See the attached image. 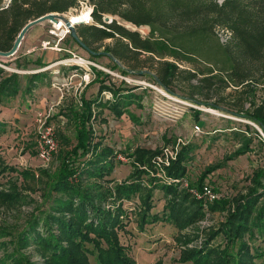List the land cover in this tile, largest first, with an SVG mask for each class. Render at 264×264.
I'll use <instances>...</instances> for the list:
<instances>
[{
    "label": "trees",
    "instance_id": "16d2710c",
    "mask_svg": "<svg viewBox=\"0 0 264 264\" xmlns=\"http://www.w3.org/2000/svg\"><path fill=\"white\" fill-rule=\"evenodd\" d=\"M79 3V0H11L9 3L0 0V50L13 46L29 20L49 12L69 11L79 7ZM89 3L93 5L95 23L78 30V36L89 50L98 52L95 43L113 38L116 42L105 49L118 60H125L130 52L151 53L157 71L153 74L155 82L172 93H176L171 85L178 79L180 70L168 56L199 60L191 50L220 52L225 60L223 69L187 70L184 80L192 84L198 78L205 85L215 79L232 86V94L237 97L232 106L222 109L252 120L264 130V0H89ZM109 13L114 18L106 22L104 17ZM119 19L139 27L149 25L150 36L142 37L138 30L120 24ZM181 20L185 21L182 27L173 25ZM217 28L229 31L226 42L216 36ZM179 40L187 43L197 40L199 47L181 45ZM4 71L0 69V73ZM94 81L99 82L98 94L90 98L82 96V107L74 110L76 143L62 153L60 167L55 172L40 169V176L44 178L43 198L19 236L21 248L32 240L40 246L43 264H137L129 249L120 242L116 230L127 229L125 220L128 221L129 209L124 202L136 201V196L141 197L136 221L142 231L146 225L154 228L160 222L185 227L204 216L203 203L191 199L188 190L179 184L161 182L157 177L144 179L139 170L121 182L109 178L116 166L117 153L97 138L90 125L92 106L107 105L120 115L123 107L133 102L135 94L133 88L113 87L100 76ZM23 86L17 73L4 76L0 80V104L22 90L31 93L37 84L32 81L24 89ZM107 90L115 96L112 101L101 96ZM246 126L248 131L259 134L250 124ZM9 129L8 121L0 120V136ZM259 141L264 146V140ZM195 147L187 143L181 148L168 170L170 176L182 178L187 174V162L192 159ZM249 147L247 142L235 156L248 152ZM153 155L150 150L138 149L136 160L148 162ZM12 169L24 179L36 178L32 168ZM74 175L79 176L78 181L71 179ZM112 181L114 184L109 185ZM250 181L246 192L236 198L227 220L208 234L201 247L184 250L178 264H256V258L264 257V251L259 246H251L252 240L246 239L247 235L253 240L264 238V165L254 170ZM158 189L166 198L162 211L153 210ZM27 198L28 195L19 192L17 182L11 185L10 192L0 191V202L4 205L23 203ZM226 206V201H219L211 209ZM218 235L223 236V243H213ZM9 256L12 264H21L16 256ZM0 264L5 263L0 261Z\"/></svg>",
    "mask_w": 264,
    "mask_h": 264
},
{
    "label": "rangeland",
    "instance_id": "374dc122",
    "mask_svg": "<svg viewBox=\"0 0 264 264\" xmlns=\"http://www.w3.org/2000/svg\"><path fill=\"white\" fill-rule=\"evenodd\" d=\"M10 1L4 0L5 3ZM75 8L58 13L67 18ZM113 16L109 13L104 20L110 22ZM184 22L177 21L173 25L182 27ZM119 23L130 30H138L142 37L150 36L149 25L139 27L120 19ZM88 26L90 25H77V34L78 30ZM50 28V20L33 26L26 33L19 51L14 56L0 57V69L5 70L0 73V80L9 73H17L23 81V89L32 81L37 84L31 93L20 91L23 92L22 100L14 102L17 99L15 96L5 101V106L15 108L17 105L20 108L19 113L25 114V119L20 121L19 117L12 118L8 122L9 131L0 136V191L10 192L11 185L17 182L19 192L29 198L13 206L0 202V261L12 264L10 254L16 256L21 264H43L40 246L32 240L21 248L19 236L27 225L31 212L38 208L43 198L44 178L40 176V169L55 172L60 167L62 153L76 143L77 117L74 116V110H80L83 105L82 96H86L88 89L89 92L94 91V96L98 94L99 82L94 80L100 76L107 84L112 83L113 87L121 86L123 89L127 85V88H133L135 94L133 102L124 106L120 115L107 105L92 106L90 125L97 138H100L103 144L113 147L117 153L116 166L109 178L121 182L135 170H139L144 179L157 177L161 182L179 184L181 188L188 190L191 199L195 198L203 203L204 216L195 223L179 227L176 223L160 222L155 224L154 228L146 225L145 231H142L136 221L141 197L136 196V201L124 202V206L129 209L128 221L125 220L127 229L116 230L120 242L129 249L137 264H178L184 250L201 247L208 234L227 220L236 198L246 192L254 170L264 165V146L259 141L264 140V130L256 122L222 109L232 106L237 97L234 92L232 94V86L215 79L205 85L200 83L198 78L193 79L192 84L184 80L187 70L207 72L209 68L223 69L225 60L220 52L191 50L199 60L168 56L169 60L178 64L180 70L178 79L171 85L176 93H172L155 82L153 74L157 71L153 67L154 58L151 53L130 52L125 60H118L112 54L106 53L92 54L96 55L94 57L85 48L80 47L71 31V35L67 36L61 45L97 64L89 65V68L85 63L76 61L69 51L43 48L44 40L54 41L49 32ZM215 32L221 42L227 41L228 30L217 28ZM115 42V39L108 38L95 43L94 46L98 52H107L105 47ZM191 42L193 44L179 40L181 45L191 44V48L198 46L197 40ZM44 54L47 55L46 61H33L32 58H39V55ZM122 69L128 70L129 73H123ZM86 71H91V75L83 79ZM46 84L61 94L56 95L53 90L40 93L38 87ZM101 96L108 101L115 97L109 90L103 91ZM206 108L217 111L211 112L205 110ZM40 118L47 120L48 125L54 126L59 143L58 151L47 161L40 159L35 141ZM246 124H250L259 134L255 131L252 133L250 129L248 131ZM196 126L200 129L197 130ZM247 142L249 151L236 157L237 150L246 146ZM187 143L196 146L192 159L187 162V174L182 178L170 176L169 168ZM138 149L150 150L154 155L148 162L137 161ZM12 168H32L36 178L24 179L20 172ZM203 177L205 178L201 183ZM71 179L78 181L79 176L74 175ZM104 183L108 186L107 182ZM204 183L211 184L217 195L213 202H208L201 192ZM112 184L113 181L109 185ZM154 199L157 203L154 201L153 210L162 211L166 203L164 192L158 189ZM219 201H226V208L211 209V205ZM246 237L252 240L249 242L251 246H259L264 251V238L256 237L253 240L248 235ZM223 241V236L218 235L213 243L220 244ZM90 260L94 261L91 255ZM256 264H264V257L256 258Z\"/></svg>",
    "mask_w": 264,
    "mask_h": 264
},
{
    "label": "built area",
    "instance_id": "2783aa9c",
    "mask_svg": "<svg viewBox=\"0 0 264 264\" xmlns=\"http://www.w3.org/2000/svg\"><path fill=\"white\" fill-rule=\"evenodd\" d=\"M71 14L72 16L82 15V17L79 18L75 24L71 23L74 27L80 24L91 25L95 23V19L93 15V5L90 4L88 0L80 1L79 7L75 8L74 11L71 12ZM67 18L70 19L69 15L67 16ZM50 22H51V28L49 32L53 35L54 41L44 40L43 48H48L49 50H54V51L66 50L73 54L75 60L77 59L76 61L85 63V65H87L89 68H90L89 65L97 66L96 63L89 61L86 57L76 54L74 51L67 49L61 45V42L67 36L71 35V28L67 26L64 19H58L57 22L55 21H50ZM90 75H91V71H86V75H84L83 79L89 78ZM81 84L82 82L79 83V85ZM196 129L199 130L200 127L196 126ZM35 141L37 145V151L41 160L47 161L51 159L59 149V143L56 137L54 126L48 125L47 120H43L41 118H40V126L38 127L37 137ZM201 192L204 194L208 202H213V200L217 196L211 184L209 183L203 184L201 188Z\"/></svg>",
    "mask_w": 264,
    "mask_h": 264
},
{
    "label": "water",
    "instance_id": "95a60500",
    "mask_svg": "<svg viewBox=\"0 0 264 264\" xmlns=\"http://www.w3.org/2000/svg\"><path fill=\"white\" fill-rule=\"evenodd\" d=\"M58 19H64V21L66 22L67 26H69L72 30V36L75 38V40L86 50L90 51L92 54H99V53H106V54H110L108 52H95L93 50H89L87 45L80 39V37L78 36L77 32H76V28L70 23V21L63 16L62 14H59L58 12H49L43 16H40L38 18L35 19H31L29 20L20 30V32L18 33L13 46L9 49V50H0V57L3 58H9L14 56L20 49V46L26 36V33L35 25L44 22V21H55L57 22Z\"/></svg>",
    "mask_w": 264,
    "mask_h": 264
},
{
    "label": "crops",
    "instance_id": "0c3cea01",
    "mask_svg": "<svg viewBox=\"0 0 264 264\" xmlns=\"http://www.w3.org/2000/svg\"><path fill=\"white\" fill-rule=\"evenodd\" d=\"M26 44H27V42H26ZM40 55H39V58H32L33 61H35V60L40 61V59L42 61H46L45 59L47 58V55H45V54H44V56H40ZM74 83L75 82H71V84H74ZM96 84L94 83V85H96ZM38 88H40L38 90V91H40V93H42L41 91H43V93H49V90H53V92L55 91L56 95L61 94V92H59L58 90H55L53 87H50L49 84H46L45 86L40 85ZM98 88H99V86H98ZM98 88H97V90H98ZM22 93H19L17 95V99L14 100V102L22 100L21 99V98H23V94ZM93 94H94V91L89 92V89H88V91L86 92V97L90 98V97L94 96ZM43 103H44V101L42 100V104ZM6 104L7 103L5 102L4 105L0 106V120H5V121L9 122L14 117H19L20 121H23L25 119V114H22L21 112L19 113L20 108L17 107V105L14 106L16 108L15 109V108H12V107L5 106Z\"/></svg>",
    "mask_w": 264,
    "mask_h": 264
},
{
    "label": "bare ground",
    "instance_id": "6f19581e",
    "mask_svg": "<svg viewBox=\"0 0 264 264\" xmlns=\"http://www.w3.org/2000/svg\"><path fill=\"white\" fill-rule=\"evenodd\" d=\"M77 8V7H76ZM70 17V19H68L69 21H70V23H73V24H75L76 23V21H78V19L79 18H81L82 17V15L81 16H78V15H76V16H72V15H70L69 16ZM72 31V30H71ZM56 64H58V63H56ZM168 95V94H167ZM177 102V101H176ZM183 104V103H182ZM205 110H208V111H211V112H216L214 109H208V108H206Z\"/></svg>",
    "mask_w": 264,
    "mask_h": 264
}]
</instances>
